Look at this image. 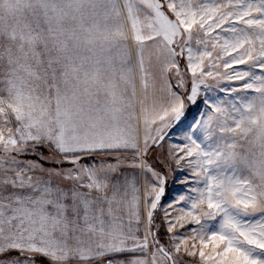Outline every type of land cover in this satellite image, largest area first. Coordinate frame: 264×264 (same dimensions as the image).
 <instances>
[{
  "label": "snow or ice",
  "instance_id": "1",
  "mask_svg": "<svg viewBox=\"0 0 264 264\" xmlns=\"http://www.w3.org/2000/svg\"><path fill=\"white\" fill-rule=\"evenodd\" d=\"M0 264H264V0H0Z\"/></svg>",
  "mask_w": 264,
  "mask_h": 264
},
{
  "label": "rangeland",
  "instance_id": "2",
  "mask_svg": "<svg viewBox=\"0 0 264 264\" xmlns=\"http://www.w3.org/2000/svg\"><path fill=\"white\" fill-rule=\"evenodd\" d=\"M236 83H239V82H236ZM195 111H196V110H195V109H193V112H195ZM170 184H171V180H170ZM177 187H178V185H176V184H173V185H172V189H171V190H172L173 192H175V190L177 189Z\"/></svg>",
  "mask_w": 264,
  "mask_h": 264
}]
</instances>
